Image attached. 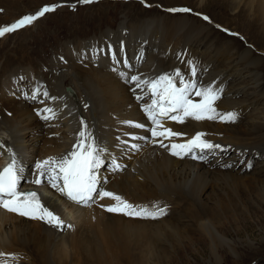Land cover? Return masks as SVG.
I'll use <instances>...</instances> for the list:
<instances>
[{
  "label": "bare ground",
  "instance_id": "6f19581e",
  "mask_svg": "<svg viewBox=\"0 0 264 264\" xmlns=\"http://www.w3.org/2000/svg\"><path fill=\"white\" fill-rule=\"evenodd\" d=\"M127 1L116 4L126 8L134 4L126 5ZM215 3L219 8L229 6L241 25L258 28L264 36V0ZM100 5L94 6L98 18L103 16L104 2ZM138 7L135 16L118 21L116 31L106 28L88 39L75 38L74 43L62 44L49 57L47 70L29 58L30 48L24 39L15 47L16 52L5 55L0 67V133L10 140L11 148L8 141H0V164L13 159L15 153L30 184L37 161L60 158L72 150L83 120L106 149L98 170L102 181H107L102 185L104 190L133 205L166 207L167 214L145 219L110 213L104 206L115 203L111 198L94 197L88 205L78 204L46 181L40 186L31 183L28 186L40 190L41 202L64 221L65 227L61 230L0 207V253L4 254L0 264H159L170 260L166 256L168 246L184 245L185 236L191 233L194 236L190 241H198V247L208 244L214 257L212 264H222L217 250L224 245L229 247L233 264H242L246 251H263L252 244L230 246L218 227L225 216L247 208L242 199L252 186L264 197V159L253 167L245 163L236 166L247 151L251 160L264 154V102L263 109L257 106L264 100L260 72L264 60L261 63L255 52L230 36L240 31L246 40L251 38L227 20L229 13L210 16L204 12L214 21L207 24L186 14L168 11L163 15V11ZM8 35L2 37L4 41ZM110 50L120 63L113 62ZM189 61L196 66L198 84L223 87L221 99L215 104L218 111H235L238 119L235 123L164 120V128L184 135L151 138L147 127L150 121L141 110L150 98L145 96L138 102L137 95L144 93L120 73L152 80L180 69L186 79H191ZM36 88L40 95L32 100ZM250 88L255 91L251 93ZM44 91L48 98L43 96ZM193 99L198 102L200 98ZM44 108H51L55 118L44 120L37 115V110ZM124 121L145 127L136 128ZM198 132L222 146L203 154L209 157L216 153L214 159L180 158L160 146L161 140L168 145L186 142ZM230 151L232 155L224 160ZM195 154L200 155L198 150ZM113 161L121 170H113Z\"/></svg>",
  "mask_w": 264,
  "mask_h": 264
},
{
  "label": "snow or ice",
  "instance_id": "6c2138e0",
  "mask_svg": "<svg viewBox=\"0 0 264 264\" xmlns=\"http://www.w3.org/2000/svg\"><path fill=\"white\" fill-rule=\"evenodd\" d=\"M81 4H91L95 0H78ZM144 3V0H141ZM60 5H46L36 11L35 14L25 15L9 26L0 27V37L12 33L20 28L31 25L37 19L56 10ZM146 7L150 5L145 4ZM75 7V6H73ZM170 12H189L187 8L168 9ZM208 21L209 17L204 16ZM219 27V26H217ZM114 63H120L116 59V54H112ZM125 66L130 67L127 60H124ZM190 65L191 79H186L180 69H175L171 73H164L152 80H141L139 76H131L121 72L120 75L129 82L135 84V88L141 89L144 95H137L138 101L144 100L145 96L150 98V103L142 105V111L146 118L151 121V127L148 129L152 137H163L170 139L172 137L182 136L183 133L173 132L171 129L164 128L162 118H168L178 123H184L186 118L195 121H213L219 120L223 123H235L238 119V113L229 111L226 113L218 111L215 106L216 101L221 99L224 91L223 87L217 88L215 84L207 86L198 84L196 77V66L191 61ZM115 70V69H114ZM179 85V86H178ZM40 95V89L33 90L30 99L36 100ZM43 96L48 98L47 91ZM193 97H199V101H194ZM56 99L55 97H50ZM37 115L44 120L54 119L55 113L51 108L37 110ZM124 123L136 128H144L145 125L133 121H124ZM82 130L78 132V138L73 145L72 150L63 157H48L43 161H37L35 164V179L30 181L37 186L45 181L61 195L78 204L88 205L94 197L103 199L111 198L114 204L104 206L110 213H122L134 218L157 219L167 214L166 207H160L154 204L152 208L148 206L133 205L124 200L118 194L106 191L98 175V170L104 163V153L106 149L98 143L96 137L88 129L87 124L81 120ZM160 129V130H158ZM205 134L198 132L193 138L184 143H171L165 145L160 142L161 147L169 150L170 154L180 158L191 156L192 159H205L203 155L214 149H221L222 146L214 144L204 139ZM153 142H156L155 140ZM127 143V142H125ZM133 147H137L133 145ZM200 155H196V151ZM114 171L121 170V166L113 161ZM251 167V164L248 165ZM24 169L20 165L15 153L11 162L0 170V207L7 211L17 213L21 216L39 219L53 227L63 230L64 221L52 210L47 208L42 202L40 196L35 191L22 192L19 190L23 177ZM70 227V225H69ZM4 254L0 253V256Z\"/></svg>",
  "mask_w": 264,
  "mask_h": 264
},
{
  "label": "rangeland",
  "instance_id": "374dc122",
  "mask_svg": "<svg viewBox=\"0 0 264 264\" xmlns=\"http://www.w3.org/2000/svg\"><path fill=\"white\" fill-rule=\"evenodd\" d=\"M60 1H67V4L60 6L61 9L57 7L55 11L46 13L45 16L37 19L31 25L9 33V37L5 41L3 40L5 37H0V67H2L1 65L6 61L5 55L8 53V55H12L16 52L14 50L15 47L24 39L26 45L30 48L29 58L33 62H38L46 68L50 64L51 58L49 59V57L53 56L60 49L62 44H66L68 41L69 44L74 43L75 41L73 40L75 38L79 39L83 37L82 39H88L93 37V35L96 36V34L100 31H104L106 28L116 30L119 23L118 21L124 17L127 19L126 16H128V18L135 16V12L139 9L138 6H141L146 11L152 9V11H158L160 13L163 11V15L168 12V9L187 8L190 9L189 12H177V15L178 13L180 15L186 14L202 20H204L203 17L206 16L204 12L210 16H226L225 14L229 13L227 15V20L232 21V24L238 26L243 32H247L248 34L246 36L251 38L246 40L244 36L242 37V35H240V31L237 32L239 34L230 33V36L237 37L247 49L255 52V55H258V59L261 63L264 60V36L259 32V29H250L248 26L241 25L238 17L230 12L229 6L226 7L223 5L219 8L215 5V0H144V3H142L141 0H128L126 5H130V2L134 4L127 6V8L125 5L116 4L123 0H95V2L91 4H81L78 0H0V27L12 24L13 21L16 22L17 19L13 20L14 18L21 19L29 13H35V10L43 6L57 4V2ZM101 1L104 2L103 16L98 18L95 9L101 6ZM145 4L150 5V7H146ZM168 14L176 13L169 11ZM11 15H13V17H10ZM204 21L207 24H213L214 22L210 18L208 20L210 22ZM217 26L221 28L220 23H217L216 27ZM1 69L2 68H0V70ZM260 72L262 73V82H264V64L261 66ZM249 91L253 93L255 90L250 88ZM262 102H264V100H261L260 104L257 105L260 110L263 109ZM232 153V151L228 152L224 155L225 157L223 159H228ZM215 154L216 153H213L211 156L205 157V159L199 161L206 160L207 162L214 159ZM249 154V151L244 153L242 158L236 161V166H241L245 163L244 166L249 167L248 165L251 164L253 167L257 165V162L261 161V159H264L263 154L262 157L251 160ZM257 192V187L252 186L249 193L246 191L247 194H245V196L242 195L244 197L242 201L244 200L243 202L246 204L247 208L245 207V210L237 214H229L228 217L225 216L222 219V223H218L220 231L224 233L231 242L230 246L244 247L252 244L255 249L263 250L262 252L261 250L259 252L255 251L256 253L254 254H251V251L250 253L246 251L243 255L244 262L242 264H261L264 259V256H262V253L264 254V197L259 196ZM253 199L255 202H252ZM192 236H194L192 233L185 236L184 245L175 244L174 246H168L166 256L170 260L168 262L161 261L159 264H212L214 257L208 244L198 247V245H200L198 241H190ZM229 251L227 245L217 250V254L222 258V264H233L234 258ZM192 252H195L194 256H192ZM251 257L257 258L253 260Z\"/></svg>",
  "mask_w": 264,
  "mask_h": 264
}]
</instances>
